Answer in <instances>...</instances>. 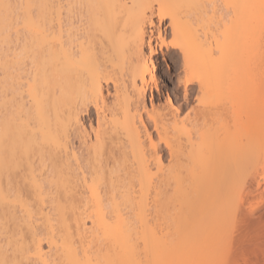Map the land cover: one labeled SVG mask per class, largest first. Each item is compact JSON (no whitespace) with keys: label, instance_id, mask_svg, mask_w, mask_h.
<instances>
[{"label":"bare ground","instance_id":"6f19581e","mask_svg":"<svg viewBox=\"0 0 264 264\" xmlns=\"http://www.w3.org/2000/svg\"><path fill=\"white\" fill-rule=\"evenodd\" d=\"M263 17L264 0H0V264H222L241 169L264 168V54L241 67L228 44L255 50ZM155 46L198 88L191 125L145 102ZM238 86L245 109L209 104ZM227 107V127L261 116L262 137L227 130Z\"/></svg>","mask_w":264,"mask_h":264},{"label":"rangeland","instance_id":"374dc122","mask_svg":"<svg viewBox=\"0 0 264 264\" xmlns=\"http://www.w3.org/2000/svg\"><path fill=\"white\" fill-rule=\"evenodd\" d=\"M225 14H227V13H225ZM228 15H223V17L225 18V19L223 18L224 19V23L226 25V22H229L232 27L234 26V30L231 31V32H233L236 36L233 35V33L231 35L233 37L235 36L234 38L237 39V34L235 32L236 31L235 30V25L236 24H235V22H230L231 20H234L233 19L234 18V14L233 13H230V16H228ZM229 18H231V19H229ZM229 23H227V24L229 25ZM165 25L166 24H163L162 25V30H164L163 32H166L165 33L166 43H169L171 41L172 37L169 34L170 33L169 32L170 30L168 28H166ZM228 25H226V26L229 27ZM261 26L264 27V17H263V21L261 20ZM263 27H261V28H263ZM227 34H228L229 37H231L229 35L230 32L227 33ZM257 34H260V36L262 34L261 38L259 37L258 39H255V42H257V41H259V42H257V44H255L252 41V44H250V45H256L257 46V47H255V50L258 52L256 54V57H254L256 51L255 50L251 51L252 48H253L252 46H251V49L250 50L247 49V48H250L248 42H246V45L248 44V46H243L242 45V47L241 46L238 47L237 40H234V38H233L232 41H231L232 42V45H231V43L228 44L231 47L230 51H232V50L234 51L235 50L234 52L232 51L233 54L234 53H237V55H238L237 48L238 49L240 48L239 50H242V51H239V53H240L239 56H241V57L234 55L235 57H238L237 58V61L240 60L239 61V63H240L239 65L241 67H242L243 62H244V64L246 65V63H247L248 64L247 66L250 68V66H253V64L250 65L249 62H251V63L254 62V65H255L257 62L255 63V61H254L253 58H257L258 59L259 56H261L262 54H264V51H263L264 48H262V46L264 47V29L263 30L261 29ZM233 40L236 41V43H234ZM154 43H156V40L153 41V45H154ZM259 43H262V45L259 44ZM258 44H259V46H258ZM234 45H237V46H234ZM260 46H261V48H260ZM226 47H227L226 48V51L229 52L228 46H226ZM155 49H156V54L154 55V58L153 59H154V62H155V79L156 80H155V84L150 85L149 86L150 88H148L147 91H146V95H145V100L146 101L145 102H146L147 106H149L150 98H153V107H154V109L156 108L155 110H158L159 109L158 111H160V112H166L165 109H168V105H166V103L168 104V100H169L170 101V104H171V107L174 108V109H176L178 113L180 112L179 113V116L181 117L180 119H183L185 117L188 118L187 116H189V118H188L189 121H186V122L188 124H190L192 122V120H194V122H195V120L198 119V118H195V119H192V118L198 116V115L195 116V114H198L197 109H195V108L196 107L198 108V104H199L197 102L198 101V99H197L198 98V94H197L198 93L197 92L198 91V88H197V86L190 87L189 91H187L186 94H184L185 91L183 90V82H182L184 80V76H183L184 74L182 72L183 70L181 69L182 66H181V63H180L181 62V60H180L181 58L179 57L180 55L177 53L176 50L171 49L170 47H167V48L163 47V48H161L159 50V48L157 46H155ZM257 55H259V56H257ZM245 61H246V63H245ZM257 65H258V63H257ZM260 66H263V64H260ZM234 74L235 73H233V75H231V76H234ZM226 81H224L222 83V85H224L226 83ZM238 87H239V89H237ZM238 87H235L236 89L233 88L232 89L233 91L229 90L230 92L228 90H226L225 88L222 89V90H220L213 97V100L212 101H214V102L211 101L209 104L210 105L211 104L212 105H216L215 108H222L223 102H224V105L228 106V104H226V103H228L227 100H229L231 98L233 99V97L237 96L236 97L237 99L239 97L241 99L239 98L237 100V102L235 103V106L233 105V107L234 108L236 107L235 108L236 111L239 110L238 112H240L241 108H243L244 105H245V107H248L247 101H249V100L246 97L247 96L246 93L248 91L245 90V88L243 89V86H238ZM107 89H109L108 90L109 92L112 91V88H111L110 85L107 87ZM223 91H227L229 93L226 94ZM217 102L219 104H216ZM244 102H245V104H244ZM221 103H222V105H220ZM237 103H238V105L239 104L240 105L239 106L238 105L236 106ZM204 104H206V103H204ZM230 104H232V101H230ZM256 104L257 105H254V106H252L251 104L250 105L252 107H254V110L255 111L257 109L256 113L258 112V115H261V112H262L261 111L262 110L261 109L262 108L261 103L259 102V103H256ZM217 105L218 106L220 105V107H218ZM224 105H223V108L225 107ZM258 106H260V107H258ZM229 107H227L228 108L227 110L224 109L226 113L228 112L227 113L228 115L227 114L224 115L225 112H223V109H222V112H223L222 114L224 115L223 116L224 118L223 117L220 118V122H221V119H222L223 120V123H224L225 116H226V121H227V122H225L223 124L224 127H225V125L227 127L228 124H226V123H229L230 122L231 119H229V117L232 118V116H233V115L232 116L230 115V114H233V111L229 110L230 109ZM233 107L231 109L232 110H235V109H233ZM245 107L243 109H245ZM252 107L249 106L250 110H252L251 109ZM163 108H164V111H163ZM259 111H261V112H259ZM81 117H82V120H83V122H84V124H85V126H86L87 129H89V125L90 124H92L93 127L95 126V117L96 116H94V112L92 110L89 113H86V114L83 113ZM259 117H261V116H259ZM259 117H256V119L257 118L258 119L255 120L254 123L253 122H251V123H246V122H242L241 123L240 122L241 124L239 123V125L234 123V127H231V125H230V126L227 127L228 129L227 128L226 129L227 130H230V129L235 130L236 129V131L241 132V130L243 129V127L246 128V126H247L246 129L249 128L250 131H251V132L249 131L250 132L249 135H250L251 133L254 132V131L252 132V130H255L256 131L257 128L255 129V127L258 126V129L260 127L262 128V125H261V122H260V119L261 118H259ZM227 119H229V120H227ZM183 120H185V119H183ZM220 122L217 123L219 126L218 125L215 126V127L213 126V129L215 128V130H216L217 128H221L220 127V125H221ZM231 123H232V121H231ZM148 124H149L148 127L150 128V131L149 132H151V134H153V136L155 137V133L153 131V127L150 125V123L147 122V125ZM197 125H199V127H200V125H201V121L200 120L197 122ZM213 125H216V124L214 123ZM250 127H252L253 129L250 128ZM149 128H148V130H149ZM240 128H242V129H240ZM261 128L259 130L257 129L258 132H255L258 135V138H261L262 135H263V134H261ZM226 129L223 128V131L224 130L226 131ZM217 131H219V130L217 129ZM225 131H224V133H225ZM259 131H260V133H259ZM226 132H228V131H226ZM243 133H245V132H243ZM246 136H248V135H246ZM252 136L254 137L255 135H252ZM250 137L251 136H249V138ZM255 138H256V136H255ZM247 141H249L248 143L250 144L251 141L250 140H247ZM253 141H254V139H253ZM256 143H258V142H256ZM75 144H77V143H75ZM251 144H252V142H251ZM260 144H261V142H259V144H256V145L260 146ZM258 146H255V147L252 146L253 148L251 150H253L252 151V154H255L254 156H257L258 155V153H257L256 150H258V152L261 151L262 146H260V149H258L259 148ZM159 152H160L159 154H160L161 158L163 159V161L166 162V159L168 158V156H167V153H166L165 148H163L162 145L159 147ZM252 154H251V156L253 157ZM261 158H262L261 161H264L263 160L264 159V154L262 155ZM251 162H253V160ZM249 164H250V161H249ZM245 165H247V163ZM252 166H253V164H252ZM252 166L251 167L249 166V168H248V166L245 167L246 170L244 168L241 169L242 170L241 172L244 173V180L245 181H243V182H246V186H245V184L243 185V182H242L241 186L243 185L244 186L243 187L244 190H246L247 192H248V190L250 188V185H251V189L249 190L248 194L246 193L243 198L241 197L242 199L240 198L241 200H239V198L237 196H236L237 198L234 197V198H236V200H235L234 205H233V209L234 210L232 209L234 211V215L231 218L232 220L230 221L229 220L230 218L227 219L230 222L229 223H225L224 222V224H226V225L223 227L222 232L220 231L222 233V235H223V236H221V235L220 236L221 237H224L225 236L224 237V240H223V246H222L223 248L220 247V249H221L220 255L222 256L221 258H223L225 261L226 260H232L234 262V264H264V168H261V169L257 170L258 171L257 172L258 175L255 173L256 175H252V176H254V178L251 179L252 178L251 174H250V176L248 174L251 173ZM249 169H250V172H248V174H247L246 171L247 170L249 171ZM241 172L239 173L240 174V177H239L240 180L242 178L241 177L242 176L241 175L242 174ZM255 178L257 180H259L258 178H260V180H261V178H263L261 180L262 181V185H260V187L257 188V189H252V187H253L252 183H253V181H254ZM249 179L252 180V182ZM239 182L241 183V181H239ZM240 215H242V217L243 216L244 217L242 218V217H240ZM229 217H231V216H229ZM226 250H228L227 252L230 251V253L229 254L228 253L226 254L224 252ZM225 257H227V258H225Z\"/></svg>","mask_w":264,"mask_h":264},{"label":"snow or ice","instance_id":"6c2138e0","mask_svg":"<svg viewBox=\"0 0 264 264\" xmlns=\"http://www.w3.org/2000/svg\"><path fill=\"white\" fill-rule=\"evenodd\" d=\"M240 195H242V189H238V191H237V197L238 198ZM222 264H234V262L232 260H226V261H223Z\"/></svg>","mask_w":264,"mask_h":264}]
</instances>
